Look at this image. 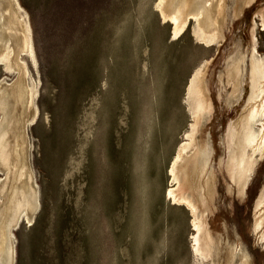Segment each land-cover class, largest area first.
<instances>
[{"label": "rangeland", "instance_id": "1", "mask_svg": "<svg viewBox=\"0 0 264 264\" xmlns=\"http://www.w3.org/2000/svg\"><path fill=\"white\" fill-rule=\"evenodd\" d=\"M238 1L226 0L224 36L208 44L194 19L175 34L160 0H20L37 56L24 60L39 89L28 162L41 204L34 221L14 231L15 264H226L233 248L232 264L246 250L251 264H264L254 225L264 155L244 198L227 166L228 128L251 92L254 42L264 56V0L240 13ZM242 55L236 97L228 70ZM207 61L214 110L196 135L216 191L207 217L213 251L204 258L194 249L191 210L167 190L195 122L189 83ZM3 78L12 83L17 72L0 63Z\"/></svg>", "mask_w": 264, "mask_h": 264}, {"label": "bare ground", "instance_id": "2", "mask_svg": "<svg viewBox=\"0 0 264 264\" xmlns=\"http://www.w3.org/2000/svg\"><path fill=\"white\" fill-rule=\"evenodd\" d=\"M252 1L239 0L235 8L240 13ZM158 5L163 18L174 23L175 34L183 31L194 19L201 41L208 44L221 42L226 0H160ZM261 12L264 25V8ZM257 46L254 42L251 50L250 95L240 116L232 121L227 132V166L239 194L243 196L241 198L247 192L259 157L264 155V56L259 55ZM25 55L37 63L28 14L20 0H0V63L17 72L12 83L5 78L0 79V175H5L0 177V264H15L14 231L23 220L33 222L41 204L28 162V126L39 115L36 102L39 89L36 83L29 82ZM244 63L245 55H242L228 70L236 97L243 93ZM207 67L208 61L196 69L189 83L195 122L187 135L188 141L180 146L171 165L170 173L175 182L167 190L176 203L191 210L193 227L197 232L194 249L204 258L210 257L213 251L214 237L208 229L207 217L216 191L215 175L208 171L210 158L202 154L196 135L202 115L214 110L205 78ZM257 208L254 225L264 239V192L257 201ZM246 251L240 253L238 264H251L252 257ZM236 253L235 248L228 253L226 264H232Z\"/></svg>", "mask_w": 264, "mask_h": 264}]
</instances>
